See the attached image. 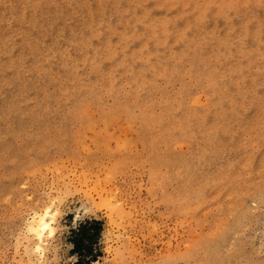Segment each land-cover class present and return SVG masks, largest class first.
Segmentation results:
<instances>
[{
  "label": "rangeland",
  "instance_id": "374dc122",
  "mask_svg": "<svg viewBox=\"0 0 264 264\" xmlns=\"http://www.w3.org/2000/svg\"><path fill=\"white\" fill-rule=\"evenodd\" d=\"M97 221L82 264H264V0H0V264Z\"/></svg>",
  "mask_w": 264,
  "mask_h": 264
},
{
  "label": "trees",
  "instance_id": "16d2710c",
  "mask_svg": "<svg viewBox=\"0 0 264 264\" xmlns=\"http://www.w3.org/2000/svg\"><path fill=\"white\" fill-rule=\"evenodd\" d=\"M100 223L97 222H87L79 228V232L76 234V238L73 240L75 250L78 254L79 260L73 264H82V255L86 249L89 248L88 232L90 229H99Z\"/></svg>",
  "mask_w": 264,
  "mask_h": 264
},
{
  "label": "bare ground",
  "instance_id": "6f19581e",
  "mask_svg": "<svg viewBox=\"0 0 264 264\" xmlns=\"http://www.w3.org/2000/svg\"><path fill=\"white\" fill-rule=\"evenodd\" d=\"M46 214H41L37 216L36 218L32 219L31 228L34 231L36 237L38 238H42V235L45 233V231L50 226V222L48 221V218H47L48 216L46 217Z\"/></svg>",
  "mask_w": 264,
  "mask_h": 264
}]
</instances>
